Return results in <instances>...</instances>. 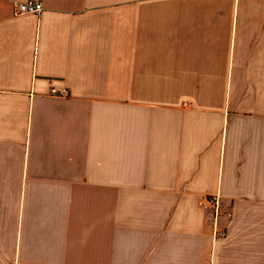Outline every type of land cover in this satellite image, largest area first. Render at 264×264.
I'll return each instance as SVG.
<instances>
[{
	"label": "crops",
	"instance_id": "crops-1",
	"mask_svg": "<svg viewBox=\"0 0 264 264\" xmlns=\"http://www.w3.org/2000/svg\"><path fill=\"white\" fill-rule=\"evenodd\" d=\"M27 1L0 0V264H264V0Z\"/></svg>",
	"mask_w": 264,
	"mask_h": 264
},
{
	"label": "built area",
	"instance_id": "built-area-1",
	"mask_svg": "<svg viewBox=\"0 0 264 264\" xmlns=\"http://www.w3.org/2000/svg\"><path fill=\"white\" fill-rule=\"evenodd\" d=\"M44 10L43 4L41 2H35V1H27L23 3L16 4L15 7V14L16 15H25V14H41ZM52 93L54 95H58V91L56 88L52 89ZM199 206L204 209H210L214 213L215 219L223 215L222 212V203L220 201V197L218 195L214 196H207L200 200ZM224 215H226L227 218H231L232 214L231 212H226ZM225 232L219 231L217 229V235L219 236H225Z\"/></svg>",
	"mask_w": 264,
	"mask_h": 264
}]
</instances>
